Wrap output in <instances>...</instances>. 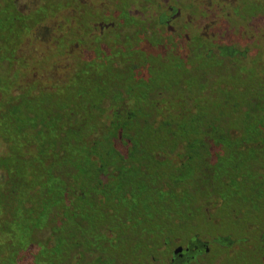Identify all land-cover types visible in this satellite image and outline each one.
Returning a JSON list of instances; mask_svg holds the SVG:
<instances>
[{"label":"trees","instance_id":"1","mask_svg":"<svg viewBox=\"0 0 264 264\" xmlns=\"http://www.w3.org/2000/svg\"><path fill=\"white\" fill-rule=\"evenodd\" d=\"M89 1L0 0V264H134L119 257V236L145 224L136 264H167L177 241L212 239L214 223L232 217L242 249L225 241L185 264H244L264 188L263 61L247 71L233 60L210 64L204 50L159 39L150 24L92 23L101 18L90 16ZM58 24L66 33H53ZM65 34L59 61L72 66L80 52L82 77L123 72L124 85L95 83L86 110L67 103L66 86L40 90L42 76L26 67L32 37ZM217 65L235 68L252 103L211 104L204 86L193 92L199 68ZM156 67L182 95L153 83Z\"/></svg>","mask_w":264,"mask_h":264},{"label":"flooded vegetation","instance_id":"2","mask_svg":"<svg viewBox=\"0 0 264 264\" xmlns=\"http://www.w3.org/2000/svg\"><path fill=\"white\" fill-rule=\"evenodd\" d=\"M243 1L245 0H200V2L197 0H168V2L164 0H140V2L135 0L128 7V3L122 4L123 0H115L119 6L113 10L106 8L105 0H100L97 3L90 0L88 7L94 8L90 11V16L101 18L100 21L92 23L150 24L151 26L159 24L160 27L150 29V32L153 30L159 39L169 38L172 43L183 45L184 50H187V45H190L189 50H193L194 46L199 47L200 51L204 50L202 54L212 61L210 64L214 65L219 60H225L230 65L233 60L237 64L244 65L247 71L253 66L252 62L258 59L263 61L262 67H264V52L260 51L261 46H259L261 38H257V40L255 37H253L254 40L249 38L248 44L244 43L245 45L242 46L241 39L234 36L229 24H264V12L256 10L255 13L246 15L242 9L245 6L241 5ZM220 24L224 26L221 27ZM249 42L252 43L254 51H251ZM263 165L264 163H261L260 167ZM260 195L261 197L258 198L261 205L259 233H255L251 229L247 230L248 244L244 251L255 254L260 263L264 264V188ZM241 220L244 219L241 218ZM236 224L234 217L230 218L226 226L217 220L213 226L212 239L214 240L201 238L199 234L186 240H180L181 244L172 249L167 264H185L195 256L209 252L211 249L210 240L219 246L218 250H222L223 246H220L224 245L225 241L227 244L224 246L229 247L232 251L242 249L243 246L239 242L241 232L235 230ZM220 231H226V233ZM257 239H259V245L254 244ZM245 257L247 260L249 259L247 254ZM247 260L244 261V264H247ZM232 264H239V262Z\"/></svg>","mask_w":264,"mask_h":264},{"label":"rangeland","instance_id":"3","mask_svg":"<svg viewBox=\"0 0 264 264\" xmlns=\"http://www.w3.org/2000/svg\"><path fill=\"white\" fill-rule=\"evenodd\" d=\"M165 2H168V0H164ZM200 2V0H197ZM163 4H165L163 2ZM241 4V3H240ZM243 7V12L248 14H253L257 11L262 10L261 12H264V1L260 0H245L243 1V4H241ZM165 8V7H164ZM48 9L51 12V7H48ZM53 15V13H52ZM224 18V16H222ZM54 18V17H53ZM219 25V24H217ZM221 27H223V24H220ZM231 26L230 29L234 33L235 37H238L237 39H241L242 46H244V43L248 44L249 38L254 40L253 37L257 40V38H261V41H259V46H261L260 51L264 52V24H229ZM154 27L157 28L158 24H153ZM220 27V26H218ZM220 27V28H221ZM61 31L62 33H66L67 26L66 24H58V26L53 30V33L56 34L57 31ZM204 31V30H203ZM65 36H62V38H57V36H52L50 39L44 41L43 39L39 37H32V42L29 44V47L27 49L28 51V59L26 62V67H29L30 65H33L38 73L42 76V79L38 81L39 89L41 90L44 88V86H53L56 89L62 88L66 86L65 91V100L67 103H70V105L74 108L76 107H82L86 110V108L91 104L93 100H97L94 98V96L91 94V91L94 89V85L98 80H101L100 82L101 88H110L111 83L115 81V78L117 79V82L119 85H124V77L123 72H115L112 76H109V78H103L102 76L105 74H108V70L106 72L104 71L102 74L95 75V74H84L83 77L80 73H85V69H79L80 65L83 63V58L80 54V52H77L75 54V57L73 59V65L68 66V63L70 62L68 59L62 60V62L59 61V58L64 54V47H65ZM77 38L76 36H71V39ZM79 40V38H77ZM67 41V40H66ZM251 46V51L254 49L252 47V43L249 42ZM254 51V50H253ZM56 60H58L56 62ZM56 64L62 65L61 69L57 70L58 75L63 76V79L55 78L54 74L55 71L53 70V67ZM157 71V78L156 80H153L154 84L162 85L163 88L169 93V94H180L182 95V90L179 85H173L170 82H167L163 79L162 70L158 69L156 67ZM82 70V72H80ZM197 76H195L194 80V86L193 92L195 90H200L199 88L201 86H204L202 88V91H205L208 95L207 97L210 100L211 104H220L221 99L225 100L228 103H231L232 101H235V98L239 99L243 105H248L249 103L253 102V95L252 92L249 89L246 88H239L241 87L239 85L238 78L235 77L236 72L235 68L231 72L229 67L225 66H215L213 68L208 69H201L196 72ZM0 74H3L2 71H0ZM90 76H93L90 78ZM44 77V78H43ZM105 84V86H104ZM4 87H6V84H4ZM226 91L227 89H229ZM238 90H242L241 93H238ZM43 95V94H42ZM41 96V95H40ZM151 97V96H150ZM94 98V99H93ZM150 106H152L155 109L154 102L157 100L155 98H151ZM150 100H146V102H150ZM171 101V100H170ZM61 103L60 100H58V104ZM150 109V107H149ZM143 110H141L142 113ZM150 113L151 110H150ZM139 136L140 130H137V126H135V133ZM149 134H145L148 142V149H150V138H154L155 134L154 132L147 131ZM149 136V137H148ZM4 146L0 143V150H2ZM149 151V150H148ZM1 177V175H0ZM244 184V183H243ZM256 183H249L247 184V187L253 186ZM247 192V191H246ZM251 195H255L256 192L250 191ZM211 207V206H210ZM212 208V207H211ZM219 211V210H218ZM223 225V223H221ZM149 225L150 224H145ZM124 227V224L122 225ZM132 229H124L128 233L126 236H123L121 233L119 236V248H118V255L122 259H125L128 261L129 259L133 258L131 261L136 264L137 254L135 253V250L138 247V244L140 242V235L145 234L150 230V228H145L143 225H133ZM204 233V232H202ZM205 238V237H201ZM181 244L180 241H177L176 244H174L173 248H175L177 245ZM185 244V243H183ZM211 249L214 247H217L214 244L210 243ZM172 248V249H173ZM255 252V251H254ZM244 254H247L249 256V259L246 261L247 264H261L257 256L251 254V252L244 251ZM136 262H135V259Z\"/></svg>","mask_w":264,"mask_h":264},{"label":"water","instance_id":"4","mask_svg":"<svg viewBox=\"0 0 264 264\" xmlns=\"http://www.w3.org/2000/svg\"><path fill=\"white\" fill-rule=\"evenodd\" d=\"M179 248H181V247H179Z\"/></svg>","mask_w":264,"mask_h":264}]
</instances>
